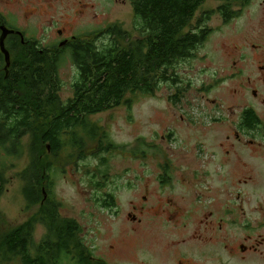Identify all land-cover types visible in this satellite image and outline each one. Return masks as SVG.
Returning <instances> with one entry per match:
<instances>
[{"label":"rangeland","instance_id":"obj_1","mask_svg":"<svg viewBox=\"0 0 264 264\" xmlns=\"http://www.w3.org/2000/svg\"><path fill=\"white\" fill-rule=\"evenodd\" d=\"M19 4L20 13L13 9L16 24L5 9L1 7V11L27 39H44L45 44H53L57 40L56 30L64 27L68 29L67 38L100 32L112 25L138 36L130 0H57L51 10H43L41 15L29 20L31 11H27L24 20L19 16L26 8L39 7V0H21ZM219 5L216 0L207 1L197 12L192 27L203 13L214 12ZM206 26L211 29L208 39L193 52L192 58L175 67L179 84H162L154 96L129 95L130 108L123 105L89 117L88 122L97 128L98 135L91 141L78 130V138L85 143L84 157L78 151L63 148L54 160L58 170L52 178V192L60 204L58 214L61 220H74L78 224L79 239L95 259L108 264H173L176 252L169 244L179 239H159L165 225L161 217L151 218L147 211L156 205H159L156 209H168L167 199V203L171 198L177 201L187 194L178 183L181 172H199L202 166L210 173L219 171L218 163L225 160L226 150L219 146L229 136L234 139L232 133L237 129L242 110L252 108L264 122V104L253 96L255 90L264 100V0H251L228 23L213 14ZM96 41L100 48L109 45L107 39ZM77 77L78 71L66 53L59 68L62 101L72 97ZM102 133L115 149L99 152L98 139ZM64 140L67 141L65 137ZM195 145L196 152H191ZM250 155L246 152L243 157L249 160ZM101 159L104 167L100 166ZM166 161L172 167L174 180L170 189L161 191L156 177L162 173ZM28 164V156L18 160L0 152V169L8 181L0 201V232L26 223L37 212L28 208L23 196L24 182L19 176ZM164 170H168L167 166ZM211 181L204 180L213 189L210 193L204 189L199 193L204 196L199 195V205L213 202L209 199L211 196L222 197L225 181L217 177ZM259 182L264 188V177ZM259 182L228 187L231 193L246 194L247 216L253 222L249 223L250 230L246 233L254 238L259 236V214L255 210ZM94 184L102 188L97 189ZM148 184L151 191L144 190ZM107 194L114 197L112 209L102 205ZM144 197L148 199L144 201ZM131 204L138 206L139 211L146 208L135 234L131 231L133 223L127 217ZM147 219L151 223L144 227ZM233 232L245 233L239 228ZM45 234V227L38 225L35 241L40 242ZM216 240L207 249L192 245L184 250L201 264H264L263 259L253 254L245 260L230 256L219 239ZM251 240L248 243L259 245L261 239Z\"/></svg>","mask_w":264,"mask_h":264},{"label":"trees","instance_id":"obj_2","mask_svg":"<svg viewBox=\"0 0 264 264\" xmlns=\"http://www.w3.org/2000/svg\"><path fill=\"white\" fill-rule=\"evenodd\" d=\"M207 1L130 0L138 36L112 25L76 38L72 60L78 77L72 97L66 101L58 96L62 87L58 57L49 58L28 48L11 52L14 58L9 66L5 65V70L0 67V152L18 160L28 156L29 164L19 176L27 206L37 212L26 223L0 232V264H108L85 248L74 220H61L60 204L52 192V178L58 170L54 160L63 148L84 157L85 143L78 138V130L91 141L98 135L89 117L123 105L130 108L129 95L154 96L162 84H177L175 67L192 58L208 39L211 29L206 24L211 15L228 23L251 0H216L220 3L216 11L203 13L192 27ZM101 38L109 45L98 49L96 40ZM258 124L254 111L244 109L240 127L249 130ZM98 143L100 153L115 149L104 133ZM100 166H105L103 159ZM7 184L0 169V201ZM106 197L102 205L114 207L112 197ZM38 225L45 227L46 234L37 243L34 232Z\"/></svg>","mask_w":264,"mask_h":264},{"label":"flooded vegetation","instance_id":"obj_3","mask_svg":"<svg viewBox=\"0 0 264 264\" xmlns=\"http://www.w3.org/2000/svg\"><path fill=\"white\" fill-rule=\"evenodd\" d=\"M55 1L57 0H39V7L26 8L18 16L24 20L27 11H31L30 17L27 18L28 20L39 16L43 10H51L56 5ZM20 2L21 0H0V37L2 35V28H6L11 32L5 38V48L9 53L10 60L14 58V54H11L12 51L17 50L22 52L24 48H28L31 51L36 50L40 54H46L49 58L54 59V57H58L60 61L63 60L64 55L67 53L72 60V48L77 46L76 38L78 36L70 35L67 38L66 33L68 29L66 27L56 30L57 40L53 44H45L46 40L44 39L43 41L29 39L35 41V43L31 44L25 42L27 38L24 32L18 26L11 24L7 16L1 11V7L5 9L7 15L16 24L14 22L16 17L13 14V9L19 12L18 9L21 7ZM14 5H18V7L15 8ZM95 45L98 49H101L98 47V44ZM5 65L7 66V62L0 50L1 69L3 67L5 70ZM262 69L264 70V68ZM58 96L60 97V93H58ZM253 96L259 100V103L264 104V100L258 97L255 90L253 91ZM249 109L253 110L252 108ZM253 111L259 119V124L249 130L242 129L240 127L242 110L238 115L239 123L236 125L237 129H234L232 133L234 139H231V136H229L226 139V143H221L219 146V149H226L224 152L225 160H221L218 163L219 171L210 173L202 166V170H199V172H181L178 183L182 185L183 192L186 191L187 194L180 196V199L177 201H175V198H171L167 203V199L165 205L168 209L162 208L159 210L156 209L159 205H156V207L152 206L147 211L151 218L161 217L163 225H165V230L159 239H179L169 244L170 248L176 252L173 264H201L200 260L194 258L190 252L185 251L184 247L200 245L207 249L213 245L214 241H217L216 239H219L218 242L223 244V249L230 256L241 257V259L245 260L247 256L253 254L264 260V250L262 249L264 246V188L263 183L259 182V179L262 180L264 177V122L261 120L259 114L255 110ZM246 137H253L254 139H247ZM196 149L197 145L194 146L193 150L191 149V152H196ZM246 152L251 154L249 160H247V157H243V154ZM166 166L167 171L164 170ZM166 166L163 168L160 176L156 177L161 191L170 189L173 185L174 177L169 161H166ZM214 177L225 181L222 188V197L215 199L214 196H211L209 199L213 200V202L199 205L198 203H201L199 195L204 198L199 193L203 192V189L209 193L211 192L213 187L210 186V182L212 183L211 178ZM204 180L210 181L208 185L204 183ZM256 180L259 182V199L255 206V210L259 214V225H257L259 236L254 238L246 233L250 230L249 223H253L247 216L249 202H247L246 194L240 192L231 193L228 187L245 186L249 182L254 183ZM146 189L151 191V184L146 185L144 190ZM196 194L197 196L192 198ZM107 195H110L114 200L112 194ZM147 199V197L143 198L144 201ZM113 206H115V201ZM107 208L112 209L113 207L108 206ZM145 210L146 208H140L139 211L138 206L132 205L131 211L127 215L128 219L133 223V228H131L132 233H137L138 224H142L141 215H144ZM217 212L218 215H216ZM147 220L148 222L144 227L151 223L150 219ZM235 228H239L245 233H235L233 232ZM118 239L121 238L118 237ZM251 239L261 240L259 241V245H255L248 243L252 241Z\"/></svg>","mask_w":264,"mask_h":264},{"label":"water","instance_id":"obj_4","mask_svg":"<svg viewBox=\"0 0 264 264\" xmlns=\"http://www.w3.org/2000/svg\"><path fill=\"white\" fill-rule=\"evenodd\" d=\"M2 35L0 37V50L2 52V54L5 56L6 62H7V67L9 66L10 62V58H9V53L5 48V38L11 34V32L9 30H7L6 28H2L1 29Z\"/></svg>","mask_w":264,"mask_h":264}]
</instances>
